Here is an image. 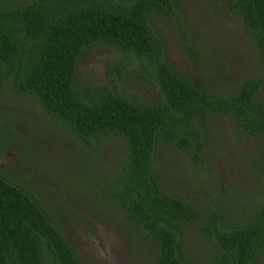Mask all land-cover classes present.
I'll return each mask as SVG.
<instances>
[{
    "label": "trees",
    "instance_id": "trees-1",
    "mask_svg": "<svg viewBox=\"0 0 264 264\" xmlns=\"http://www.w3.org/2000/svg\"><path fill=\"white\" fill-rule=\"evenodd\" d=\"M225 2L252 38L261 74L220 97L163 56L153 19H169L174 0H0V92L30 96L62 130L87 145L93 141L94 150L109 135L124 142L123 159L95 182V200L123 230L153 245L151 264H196L186 250V230L195 225L211 243L213 264H264V196L238 223L226 224L216 209L200 210L165 191L154 165L157 142L200 159L203 123L218 115L228 116L242 136L262 138L256 150L264 174V100L254 103L264 80V0ZM98 46L113 48L126 63L138 59L156 98L105 85L79 89L78 60ZM107 70L118 78L123 67ZM8 145L1 133L0 151ZM0 264H79L53 216L2 174Z\"/></svg>",
    "mask_w": 264,
    "mask_h": 264
},
{
    "label": "rangeland",
    "instance_id": "rangeland-1",
    "mask_svg": "<svg viewBox=\"0 0 264 264\" xmlns=\"http://www.w3.org/2000/svg\"><path fill=\"white\" fill-rule=\"evenodd\" d=\"M174 4L169 19L157 17L153 23L163 56L178 73L220 97L232 93L243 78L261 74L253 40L225 0H174ZM118 63L123 70L117 78L107 68ZM76 72L79 89L105 85L156 98L149 73L139 60L126 63L109 46L87 49ZM260 100H264V80L254 103ZM203 126L201 157L195 162L156 143L158 179L165 191L200 210L216 209L226 224L238 223L253 202L264 196V174L256 150L262 138L237 133L228 116L215 115ZM1 133L9 145L0 151V174L31 192L53 216L79 264L152 263L153 245L142 235L123 230L118 219L104 214L95 200V182L124 157L120 138L109 135L94 150L93 141L87 145L65 132L30 96L14 91L0 92ZM197 227L186 230L187 253L196 264H213L211 243Z\"/></svg>",
    "mask_w": 264,
    "mask_h": 264
}]
</instances>
